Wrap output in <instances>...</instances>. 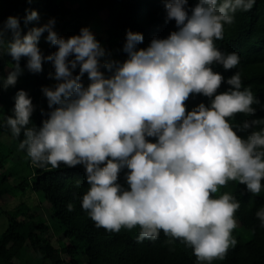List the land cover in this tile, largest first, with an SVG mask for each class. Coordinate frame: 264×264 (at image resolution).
Returning <instances> with one entry per match:
<instances>
[{
    "label": "clouds",
    "instance_id": "9594fccd",
    "mask_svg": "<svg viewBox=\"0 0 264 264\" xmlns=\"http://www.w3.org/2000/svg\"><path fill=\"white\" fill-rule=\"evenodd\" d=\"M255 2L196 0L192 6L190 0H164L166 22L174 21L176 30L154 37L147 48H138L144 35L129 30L123 61L88 27L65 38L53 18L22 34L19 18L10 16L0 23V59L6 54L15 64L7 78L0 75V88L17 84L24 59L33 74L50 62L55 83L42 88L48 111L40 109V126L29 127L35 106L24 90L16 93L6 126L14 137L23 132L19 148L36 167H83L89 188L82 209L96 227L110 233L139 227V242L155 241L162 231L170 251L178 240L201 264L223 260L238 243L232 233L241 205L230 193L213 194L230 181L254 196L261 193L264 130L250 131L261 121L246 120L237 125L249 132L245 139L229 122L241 113L255 116L252 106L259 100L250 86L241 90L239 72L218 94L225 77L212 66L231 71L240 56L223 53L215 41L224 39L238 10L251 11ZM39 20L31 11L24 24ZM45 33L56 48L50 55L39 47ZM193 96L210 104L188 111ZM122 172L126 187L119 182ZM67 208L73 211L72 204ZM256 217L264 227V208Z\"/></svg>",
    "mask_w": 264,
    "mask_h": 264
},
{
    "label": "trees",
    "instance_id": "16d2710c",
    "mask_svg": "<svg viewBox=\"0 0 264 264\" xmlns=\"http://www.w3.org/2000/svg\"><path fill=\"white\" fill-rule=\"evenodd\" d=\"M66 1L0 0V23L10 16L17 17L22 34H27L31 28L54 18L55 30L65 38L78 35L81 28L88 27L111 51L113 58L120 61L127 58L122 49L129 30L144 35V42L138 48H147L154 37L166 38L176 30L174 21L166 22L164 0H78L71 5ZM195 2L190 0V5L194 6ZM85 10L92 14L93 23L81 21ZM31 11H37L40 20L25 25L24 19ZM8 36H11L10 32ZM46 36L47 33L41 38L39 47L45 55H50L56 48L46 41ZM215 43L223 53L235 52L240 56L239 65L231 71H225L219 64L212 66L225 77L218 94L229 89L227 78L239 72L241 90L250 86L259 100L252 106L257 110L255 116L241 113L229 121L238 135L246 139L249 132L237 128L246 120L261 121L250 131L264 130V0H256L251 11L238 10L235 22L225 25L224 39ZM14 64L5 54L0 59V75L7 78ZM25 65L26 59L21 61L24 71L14 87L0 88V107L4 111L0 119V155L3 156L0 160V196H15L32 190L41 202L49 205L51 217L48 219L32 212L24 203L11 210L8 227L0 236V264H201L193 249L178 240L174 241L175 250L170 251V245L166 243L169 238L162 231L155 241L139 242V227L121 229L119 233L96 227L82 209V197L89 188L82 166L68 168L62 164L53 169L50 165L41 168L31 163L27 150L19 148L24 139L23 132L19 138L14 137L6 126V118L13 114L16 93L24 90L35 106L29 127L40 126L44 119L40 109L48 111L42 88L52 86L55 81L49 78V73L54 72L50 62H45L43 72L38 74L29 72ZM201 102L210 104L207 97H191L187 101L188 111ZM119 182L127 186L123 172ZM225 192L234 194L241 205V216L236 218L237 227L232 233L238 243L229 249L225 259L214 260L211 264H264V227L256 217V212L264 208V181L258 196L249 193L246 185L230 181L227 187L213 194V198H219ZM68 204L73 205V211H68ZM22 216L24 220L20 219ZM24 224L29 231L27 238L20 231Z\"/></svg>",
    "mask_w": 264,
    "mask_h": 264
},
{
    "label": "rangeland",
    "instance_id": "374dc122",
    "mask_svg": "<svg viewBox=\"0 0 264 264\" xmlns=\"http://www.w3.org/2000/svg\"><path fill=\"white\" fill-rule=\"evenodd\" d=\"M75 1H78V0H67L66 2H67L68 5H71ZM81 21L86 22L87 24L88 23H93L94 22V18H93L91 13H89L87 10H85L84 14L82 15V20ZM90 30L93 32V29H90ZM3 115H4V111L0 107V119L2 118ZM16 158H17V154L15 153L14 154V159H16ZM2 159H3V156L0 155V160H2ZM10 180L12 181L13 178H11ZM231 195L235 197L234 194H231ZM235 199L237 200L236 197H235ZM23 203L26 206L28 205L31 208L32 212H38L40 214H43L44 217L50 219L51 212H50L49 205H47L46 203L41 202V200L39 199L37 194L34 191H32V190H29L26 193H19V194L15 195V196H11V195L0 196V236L5 231V229L8 227V224H9V212L11 210H13L14 208H16L17 206L23 204ZM240 216H241V211L239 209L235 213V219L239 218ZM20 219L24 220L25 218L22 216V217H20ZM20 231L23 233L24 237L27 238V236L29 234V231H28V229H27L25 224L22 226Z\"/></svg>",
    "mask_w": 264,
    "mask_h": 264
}]
</instances>
